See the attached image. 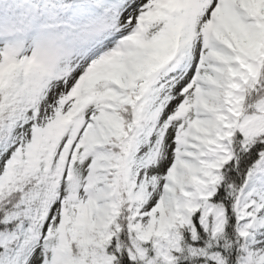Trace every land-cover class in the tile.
Here are the masks:
<instances>
[{
  "label": "snow or ice",
  "instance_id": "6c2138e0",
  "mask_svg": "<svg viewBox=\"0 0 264 264\" xmlns=\"http://www.w3.org/2000/svg\"><path fill=\"white\" fill-rule=\"evenodd\" d=\"M0 264H264V0H0Z\"/></svg>",
  "mask_w": 264,
  "mask_h": 264
}]
</instances>
